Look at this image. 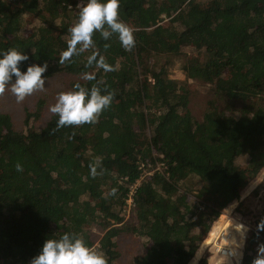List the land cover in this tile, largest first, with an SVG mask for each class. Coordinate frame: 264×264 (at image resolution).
<instances>
[{
  "label": "trees",
  "instance_id": "trees-1",
  "mask_svg": "<svg viewBox=\"0 0 264 264\" xmlns=\"http://www.w3.org/2000/svg\"><path fill=\"white\" fill-rule=\"evenodd\" d=\"M73 1L0 0V51L26 53L21 70L46 62V80L113 93L95 123L79 126L57 128L53 114L18 132L0 112V264H30L45 239L65 232L107 264H120L126 249L129 264H189L222 213L234 205L247 216L264 188L263 179L242 195L264 171V0H119L133 48L94 32V48L59 64L77 19ZM93 51L114 70L85 67ZM178 58L185 81L168 76ZM85 72L95 79H82ZM189 81L207 88L195 107ZM262 218L264 208L241 264H252L264 243ZM93 227L102 231L97 248ZM198 264L214 263L204 255Z\"/></svg>",
  "mask_w": 264,
  "mask_h": 264
},
{
  "label": "clouds",
  "instance_id": "clouds-1",
  "mask_svg": "<svg viewBox=\"0 0 264 264\" xmlns=\"http://www.w3.org/2000/svg\"><path fill=\"white\" fill-rule=\"evenodd\" d=\"M76 7L77 19L69 28L70 39L67 41V48L59 56V64L69 61L74 55L89 48H94V32H98L104 40L115 34L121 47L126 51L133 48L135 39L132 29L118 18L119 0H79ZM108 46L104 45L105 48ZM28 60L29 56L26 53L15 48L0 51V94L9 90L17 103L23 102L27 96L46 87V78L42 74L47 71V63H31L21 70L20 63ZM93 65L104 72L114 70V67L95 51L87 57L85 67ZM82 79L94 80L95 74L85 72ZM112 99L111 92L102 93L96 86L85 88L77 82L71 89L57 94L55 103L49 106V112L58 115L57 128L95 123L101 112L110 106ZM99 163L97 160L90 164V175H97ZM16 170L22 171L20 164L16 165ZM128 204L130 205L129 202ZM235 225L238 226L235 231L240 233L241 239L237 241L234 238L235 247L231 257H236V264H239L240 257L237 253L243 247L248 228L242 223ZM260 231H264V218L257 224V233ZM30 264H107V261L82 238L65 232L58 238L45 239L38 254L30 260ZM252 264H264V243L258 244Z\"/></svg>",
  "mask_w": 264,
  "mask_h": 264
},
{
  "label": "rangeland",
  "instance_id": "rangeland-1",
  "mask_svg": "<svg viewBox=\"0 0 264 264\" xmlns=\"http://www.w3.org/2000/svg\"><path fill=\"white\" fill-rule=\"evenodd\" d=\"M158 60L164 61V58H158ZM181 59L175 60L174 63H171L169 66L168 76L171 79L174 80H180L185 81L186 76L181 69ZM73 80H78V76L72 78ZM191 86V93L189 96L193 97V100L191 101V104L195 107L199 102V100H205V96H207L206 91L207 88L202 86L201 84H197L193 81H189ZM193 82V83H192ZM45 89L42 91H35L32 95L27 96L23 102L17 103L15 100V97L11 94L9 90H6L3 94H0V112L5 113L10 116L13 122V128L18 132H26L30 128H40L45 126L46 122L51 118L53 115L51 112H49V106L53 105L56 101L57 94L62 91H67L68 85L66 81V77L64 76H53L51 78H48V80L45 81ZM39 94L38 96H36ZM190 97V98H191ZM39 104V105H38ZM39 113L37 116H32L28 123H26V118L28 113ZM197 111H200L198 109ZM264 171L259 176V179L257 181L252 182L248 189L243 192V197H246L247 195H250L251 192L257 187L260 181H262L264 178ZM257 198H252V203L254 204L252 208L254 211H252L247 216H242L241 214H237L234 212V205L226 209L222 215L219 217L222 218L221 221L218 223V225L213 229L214 224L218 221L216 220L212 227L201 243V246L196 253V256L194 257L193 261H191L189 264H198L199 260L204 256L207 255V259L210 262L215 257H217V252L215 251V242L219 243L221 241V233L226 230L227 228V220L233 219L236 223H242L247 227H256L255 219L257 218V215L259 212L261 213L264 208V188L259 192ZM130 202V201H129ZM130 210H127V215L129 214ZM226 216V218H225ZM231 223L234 230L238 226L235 225V223ZM232 229V230H233ZM213 230V232H212ZM212 232V233H211ZM211 233V234H210ZM90 234L93 239H96L95 246L97 248L98 241L100 240V237L102 235V231H99L97 228L90 229ZM210 234V235H209ZM233 234L237 237L236 240L239 241L240 239L236 235V233L233 232ZM240 234V233H239ZM248 237V236H247ZM136 241L137 248L143 251V239L137 236L132 237V239ZM226 236L220 243L217 244V248L219 245L226 246L228 248L234 246V240H229ZM124 242V240L121 242V244ZM131 249L121 250L122 258L120 264H129V259L131 255ZM216 264H236L234 261H230L227 259L217 258L216 261H214Z\"/></svg>",
  "mask_w": 264,
  "mask_h": 264
},
{
  "label": "built area",
  "instance_id": "built-area-1",
  "mask_svg": "<svg viewBox=\"0 0 264 264\" xmlns=\"http://www.w3.org/2000/svg\"><path fill=\"white\" fill-rule=\"evenodd\" d=\"M10 1H15V0H10ZM79 2V0L76 2V3H74V1L71 3V5H70V7H73V6H76L77 5V3ZM152 81V80H151ZM143 168H145L144 167V165H142L141 167H140V169H143ZM161 168V165H160V167H158V168H156V169H160ZM149 170L147 169V170H144V175L136 182V185H138L141 181H142V179L145 177V176H148V175H150V174H152V172L151 171H149ZM136 185H134V186H132L131 187V194H133L134 193V191H135V187H136ZM131 199H130V204H131ZM229 222H234V220L233 219H231L230 218V220H228ZM248 228V231H247V233L245 234V236H244V243H243V246H244V244H245V241H246V239H247V236H248V234L251 232V231H253V230H255L256 229V227H254V228H252V227H247ZM233 229V228H232ZM232 229H229V230H224L222 233H221V241L226 237V235L227 234H229V236L231 237V239L232 240H234V238L236 239L237 237L233 234V232L234 233H236V235L238 236V238L239 239H241V235L238 233V232H236L234 229L232 230ZM220 241V242H221ZM217 243V242H215L216 244H215V246H214V248H215V251L217 252V258H222V259H227V260H230V261H234V262H236V257H231V255H232V253H233V251H234V246H232V247H230V248H228V247H226V246H221V245H219V247L217 248L216 246H217V244H221V243ZM258 246V245H257ZM257 246H256V250H257ZM237 256L238 257H240V260H239V264H241L242 263V252H241V250H239V252L237 253ZM216 264V263H215Z\"/></svg>",
  "mask_w": 264,
  "mask_h": 264
},
{
  "label": "bare ground",
  "instance_id": "bare-ground-1",
  "mask_svg": "<svg viewBox=\"0 0 264 264\" xmlns=\"http://www.w3.org/2000/svg\"><path fill=\"white\" fill-rule=\"evenodd\" d=\"M225 218H226V216H225ZM226 221H227V228H226V231H227V230H229V229H232V228H231L232 225H231V223H229V221H228L227 219H226ZM226 236L228 237V241L231 240V237L229 236V234H227ZM228 241H227V242H228Z\"/></svg>",
  "mask_w": 264,
  "mask_h": 264
},
{
  "label": "crops",
  "instance_id": "crops-1",
  "mask_svg": "<svg viewBox=\"0 0 264 264\" xmlns=\"http://www.w3.org/2000/svg\"><path fill=\"white\" fill-rule=\"evenodd\" d=\"M232 223H235V224H236V222H232ZM232 227H234V226H232ZM232 227H231V228H232ZM216 260H217V257L213 258L212 260H211V258H210V262H211V263H215L214 261H216ZM192 261H193V260H192Z\"/></svg>",
  "mask_w": 264,
  "mask_h": 264
}]
</instances>
